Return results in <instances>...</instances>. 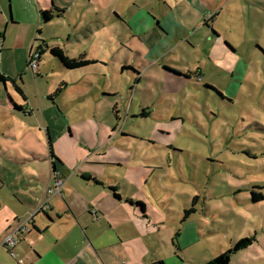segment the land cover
<instances>
[{"label": "rangeland", "instance_id": "1", "mask_svg": "<svg viewBox=\"0 0 264 264\" xmlns=\"http://www.w3.org/2000/svg\"><path fill=\"white\" fill-rule=\"evenodd\" d=\"M111 3L123 17L109 19L100 0L61 5L65 17L44 24L27 52L17 45L26 24L11 28L0 48V165L7 146L29 144L26 131L48 149V128L77 176L118 186L164 230L178 226L179 264L242 239L231 263L264 264V198H251L264 196V0ZM156 20L165 29L154 33ZM43 39L94 63L69 70L46 49L34 72L29 54ZM61 82L67 88L52 95Z\"/></svg>", "mask_w": 264, "mask_h": 264}, {"label": "crops", "instance_id": "2", "mask_svg": "<svg viewBox=\"0 0 264 264\" xmlns=\"http://www.w3.org/2000/svg\"><path fill=\"white\" fill-rule=\"evenodd\" d=\"M77 1L0 0V48H6V38L11 28L25 23L17 45L26 51L31 40L38 38L44 24L65 17L67 7L61 8V5L73 7ZM87 2L99 4V0ZM100 2L101 10L107 13L109 19L110 16L114 20L123 17L111 0ZM53 8L61 12L43 23L40 12H52ZM93 9L96 10V7ZM161 26L165 29L162 21L156 20L153 32L160 31ZM142 30L146 32L145 28ZM41 41L51 45L44 39L40 40L36 49L40 47L44 53L47 48ZM3 59L4 52L0 54L1 64ZM166 70L173 74L177 72L169 68ZM47 97L51 100L57 96ZM45 135L48 149L36 134L26 131L22 137L31 141L20 146V152L17 150L19 142L2 151L10 161L0 165V181L3 188H10L11 195L4 196L0 192V264H179L181 249L178 226L164 230L157 218L153 222L149 220L144 203L143 207L136 205L132 197L121 195L118 186L99 180L97 175L89 172L77 176L78 164L65 159L56 145L52 147L48 128ZM70 137L71 131L68 130L67 138ZM49 145L53 155L50 154ZM89 160L85 158L84 162ZM65 167L70 168L69 173H66ZM57 179L62 180L60 194L48 197L49 208L34 216L30 231L21 234L12 248L2 245L11 222L32 212L44 199L46 189L53 186ZM151 212L155 217H161L158 211ZM195 239L184 243L189 246L196 244ZM212 257L198 264H204Z\"/></svg>", "mask_w": 264, "mask_h": 264}, {"label": "trees", "instance_id": "3", "mask_svg": "<svg viewBox=\"0 0 264 264\" xmlns=\"http://www.w3.org/2000/svg\"><path fill=\"white\" fill-rule=\"evenodd\" d=\"M61 11L53 8L52 12L43 10L40 12V18L43 23L49 22L54 16H57ZM37 39H35L36 41ZM41 44L49 50V53L52 57L57 59V61L66 69L69 70H75V69H80L83 67H87L91 63H93V60L87 59L84 54H79L77 56H69L67 55L64 50L58 46V45H46L45 42L41 41ZM39 51V55H41L43 52L41 51L42 49L40 47L37 48ZM176 74H179L178 72H175ZM7 81L6 76L2 73L1 68H0V82ZM66 88V84L61 82L60 87L57 88L52 95H57L59 92H62ZM207 88V86H206ZM220 96H223L221 92L216 91ZM51 94L49 95L50 98ZM141 115L146 116L147 113L142 110ZM49 151L51 153V147L49 145ZM251 198L253 201H258L264 198V196L261 193H254L251 192ZM128 203H132L131 201H128ZM136 205L143 207V203H140L138 201L135 202ZM194 212V209H186L184 210L183 216L181 218V222L184 221L191 213ZM243 239L235 242L233 244L232 248H228L224 252H220L217 255L213 256L210 260L205 262L204 264H231V255L233 254L234 251H236L241 245H242Z\"/></svg>", "mask_w": 264, "mask_h": 264}, {"label": "built area", "instance_id": "4", "mask_svg": "<svg viewBox=\"0 0 264 264\" xmlns=\"http://www.w3.org/2000/svg\"><path fill=\"white\" fill-rule=\"evenodd\" d=\"M39 59L40 55L37 49L29 54L28 65L34 72L37 71ZM61 186L62 180H55L53 186L46 189L44 199L36 206V208L32 212L28 213L24 217L15 219L11 223V225L8 226L1 244L12 248L17 243V238L21 234L30 231L31 226L33 225L34 216L38 212L46 211L49 208L48 197L54 194H60Z\"/></svg>", "mask_w": 264, "mask_h": 264}]
</instances>
